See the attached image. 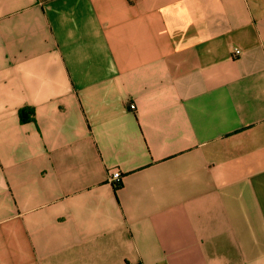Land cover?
I'll use <instances>...</instances> for the list:
<instances>
[{"label":"crops","instance_id":"crops-1","mask_svg":"<svg viewBox=\"0 0 264 264\" xmlns=\"http://www.w3.org/2000/svg\"><path fill=\"white\" fill-rule=\"evenodd\" d=\"M0 264H264V0H0Z\"/></svg>","mask_w":264,"mask_h":264},{"label":"built area","instance_id":"built-area-1","mask_svg":"<svg viewBox=\"0 0 264 264\" xmlns=\"http://www.w3.org/2000/svg\"><path fill=\"white\" fill-rule=\"evenodd\" d=\"M240 50L236 49L235 50V54L238 55L240 54ZM132 108L135 109V105H132ZM111 182L115 183L116 185L121 184L122 183V175L120 172L116 171L112 174L111 176Z\"/></svg>","mask_w":264,"mask_h":264}]
</instances>
